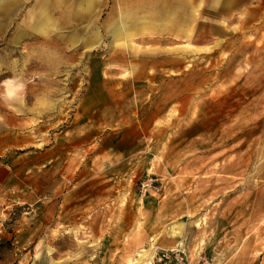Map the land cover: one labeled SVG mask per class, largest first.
<instances>
[{"label":"rangeland","instance_id":"rangeland-1","mask_svg":"<svg viewBox=\"0 0 264 264\" xmlns=\"http://www.w3.org/2000/svg\"><path fill=\"white\" fill-rule=\"evenodd\" d=\"M171 248L264 254V0H0V264Z\"/></svg>","mask_w":264,"mask_h":264},{"label":"built area","instance_id":"built-area-1","mask_svg":"<svg viewBox=\"0 0 264 264\" xmlns=\"http://www.w3.org/2000/svg\"><path fill=\"white\" fill-rule=\"evenodd\" d=\"M150 185L151 182L142 183L143 192L146 191V187ZM152 264H213V262L206 257H200L195 263H192L183 250L171 248L161 251L154 258Z\"/></svg>","mask_w":264,"mask_h":264},{"label":"crops","instance_id":"crops-1","mask_svg":"<svg viewBox=\"0 0 264 264\" xmlns=\"http://www.w3.org/2000/svg\"><path fill=\"white\" fill-rule=\"evenodd\" d=\"M225 5L228 4L229 2L224 1ZM171 9V8H170ZM127 30V26H125L124 24L120 25L119 28H117L118 33H116V37H120L121 35H124L125 31ZM257 264H264V254L260 256H258V261Z\"/></svg>","mask_w":264,"mask_h":264},{"label":"bare ground","instance_id":"bare-ground-1","mask_svg":"<svg viewBox=\"0 0 264 264\" xmlns=\"http://www.w3.org/2000/svg\"><path fill=\"white\" fill-rule=\"evenodd\" d=\"M152 250H149V251H147V252H149V255L148 254H146L145 256L147 257V255H148V258H149V260H148V262H147V264H151V252ZM146 253V252H145ZM143 259V258H142ZM141 260V259H140ZM145 261V260H144ZM144 261H140V262H143L144 263ZM138 263V262H137ZM142 264V263H141Z\"/></svg>","mask_w":264,"mask_h":264}]
</instances>
